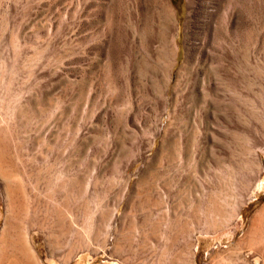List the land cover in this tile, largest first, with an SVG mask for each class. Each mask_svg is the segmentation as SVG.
I'll return each instance as SVG.
<instances>
[{
    "label": "rangeland",
    "instance_id": "374dc122",
    "mask_svg": "<svg viewBox=\"0 0 264 264\" xmlns=\"http://www.w3.org/2000/svg\"><path fill=\"white\" fill-rule=\"evenodd\" d=\"M0 156L44 264H264V0H0Z\"/></svg>",
    "mask_w": 264,
    "mask_h": 264
},
{
    "label": "bare ground",
    "instance_id": "6f19581e",
    "mask_svg": "<svg viewBox=\"0 0 264 264\" xmlns=\"http://www.w3.org/2000/svg\"><path fill=\"white\" fill-rule=\"evenodd\" d=\"M2 163L3 162H0V178L2 180V183L4 184L3 193L5 196V203H6V218L0 233V264H44L43 260L39 256L35 246L31 241V235L29 230L30 228H32L33 225L38 226L42 230L43 229L46 230L47 243L49 246L51 245L50 240L52 233H50L51 230L48 231L49 225L50 226L52 225L48 223V221L50 220V219L48 220V213H49L48 205L49 202L52 200V199L50 200L51 195L50 193L43 194L40 191L39 181L36 184L32 185L30 183L31 182L30 176L27 177V181H28L27 184L26 183L24 184L22 182L18 183L20 180L18 179V182L16 181L15 173L12 170L8 169V167H5V165H3L4 163L3 164ZM61 191L62 190H60V192ZM58 192L59 191H57V193ZM30 193L33 194L35 193L36 197L39 200L37 205L34 207L31 205ZM52 203L50 202V204ZM54 210L55 212H58L57 207H54ZM263 213H264V209H262V211H260L256 215V217L252 221L251 233L247 235L246 238L243 241H241L240 244L241 246L243 243H247L248 245L255 244L257 246V247L255 246L256 250L259 252L260 256L264 260V242L261 243L259 239V238L262 239L263 237L255 236L254 234V230H257V228L255 229V227L256 225H259L257 223L261 221ZM60 218L58 217L59 220ZM190 242L191 241L189 240L187 244H189ZM190 244L188 246H190ZM241 252L227 253L226 258L228 263L253 264L250 263L247 259H245L243 256L244 254L242 255ZM235 254L236 256L234 257ZM131 263L135 264V262H131ZM216 263L217 261L212 260L209 264H216ZM144 264H146V262Z\"/></svg>",
    "mask_w": 264,
    "mask_h": 264
}]
</instances>
